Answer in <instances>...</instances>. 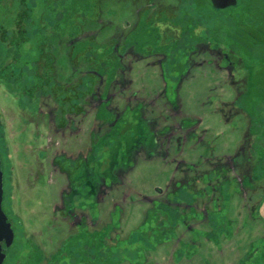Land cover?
<instances>
[{
  "label": "rangeland",
  "instance_id": "rangeland-1",
  "mask_svg": "<svg viewBox=\"0 0 264 264\" xmlns=\"http://www.w3.org/2000/svg\"><path fill=\"white\" fill-rule=\"evenodd\" d=\"M126 46L138 56L118 61ZM126 67L132 82L112 86ZM247 133L256 192L232 168ZM0 158L3 264H264V0H0ZM89 172L118 174L103 202Z\"/></svg>",
  "mask_w": 264,
  "mask_h": 264
},
{
  "label": "flooded vegetation",
  "instance_id": "flooded-vegetation-1",
  "mask_svg": "<svg viewBox=\"0 0 264 264\" xmlns=\"http://www.w3.org/2000/svg\"><path fill=\"white\" fill-rule=\"evenodd\" d=\"M126 50H124V52H123V54H121V55H119V53H118V61L121 59V58H125V57H132V56H135V58H136V56H138V53H136L135 51H134V48L132 47V46H126V48H125ZM218 49V48H217ZM211 52H212V50L211 49H209ZM215 51V50H214ZM213 51V52H214ZM115 52H118V48L117 49H115ZM218 56H219V58H220V61H219V67L221 68L222 67V63H223V60H226L227 62H228V66L225 68V67H222V68H224V69H226L225 71L226 72H228V73H230V72H232V73H238V74H241L242 73V68H241V64L239 63V60L237 59V60H233L232 59V57H231V55L230 54H228V53H225V54H223L221 51L218 53ZM191 58H192V56H191ZM208 62H210V61H208ZM194 64H196L195 63V61H194ZM240 65V66H239ZM128 67V66H127ZM127 67L125 68V71H121L120 73H118L117 75H115V77H114V79L116 78V77H118L117 79H115L114 81V83H113V85L112 86H115L116 84H118V85H120V87H124V82H125V84H129V78L128 77H124L123 75L125 74H127L126 72H127ZM121 68V67H120ZM130 69H131V67H130ZM233 71H235V72H233ZM97 75H99V78L100 79H98L99 81H103V75H101V73L99 72V74H97ZM235 75V74H234ZM237 77V76H236ZM241 78H237L236 80L234 79L232 82H231V84H232V86H234V88H236V90H237V92L239 93V95H243L245 92H246V87L248 86V84H247V77H243L242 75L240 76ZM123 79H125V80H123ZM123 80V81H122ZM118 81V82H117ZM131 81V80H130ZM117 82V83H116ZM132 82V81H131ZM116 83V84H115ZM115 84V85H114ZM105 86L103 85V88H104ZM108 87V86H107ZM100 89H102V88H100ZM102 91L104 92L105 90H103L102 89ZM94 96H95V94H94ZM104 96H101V106H100V108H98L97 109V111L98 112H101L103 109H105V108H107L108 107V110H110V112H112V108H109V106L110 105H106V100L105 99H102ZM111 100V99H110ZM109 101V100H108ZM233 103V102H232ZM232 103H225L226 104V106L227 107H229V106H232L233 104ZM80 105H82V107H84V103H82V104H80ZM131 105V104H130ZM130 105H128V104H125V107L127 106V107H132V106H130ZM116 108V107H115ZM132 108H136L137 110H138V114H139V119L141 120V122H143V123H146V125H148V127H150V137H151V142H152V145L154 146L153 147V151H151V153L152 154H150L151 156L152 155H158V154H160V153H162V151H161V142H159L158 143V137H159V135H158V133L155 131V125L157 124L154 120H152V119H148V118H146L145 117V111H146V109H145V107H144V104L143 103H140V102H138L137 104H136V106L135 107H132ZM65 115H67V117L65 116ZM64 117H66L68 120H69V122H70V124L67 126L66 125V129L68 130L69 128H71V130H74L75 131V129H76V124H74V127H72V125H73V121L71 120V119H73V117H71V115H69L68 113L66 114V113H64ZM99 117V116H98ZM98 120H100L99 118H98ZM66 121V120H65ZM104 121L105 120H102L101 122H99L100 123V126L101 125H107V126H110V124H105L104 123ZM181 126V128L182 129H184V128H187V126H185L186 124H184V123H181L180 124ZM100 126H99V128H100ZM60 127V126H59ZM170 126H168V128H166L165 130H167V131H171L170 130V128H169ZM64 128V127H63ZM172 130H173V128H172ZM167 131H165L164 132V130L160 133V134H165ZM168 133V132H167ZM166 133V134H167ZM192 131H191V129L189 130V135H188V137L187 138H189L191 135H192ZM249 133H247V136H246V140H244L243 141V144H241V146L239 147V150H238V153H237V155H239L240 153L242 154V160H241V162H237V158H235L236 159V161L235 162H232V168L234 167V168H238V169H240V171H241V174L242 175H244V179H247L248 180V187H247V189L250 191V190H254L255 192H256V190H258L259 188H260V185L257 183L256 184V181L254 180L255 178H254V176H253V174H254V170H255V167H253V165L251 164V163H248L247 162V157H246V155H247V150L249 149V147H250V140H251V135H250V137H249ZM182 138L179 136L178 138H177V141L179 142L180 140H181ZM241 151V152H240ZM80 155H82V153H80ZM2 163V162H1ZM209 164H213V163H209ZM2 165V164H1ZM219 165H221V168L224 166L225 167V165L223 164V163H219ZM237 165V166H236ZM188 168L186 169V170H184V174H183V180L184 181H182V186H186V188H188V186L189 185H191L192 186V182H194V181H196V178L198 177V175L196 174L195 176H193V180L194 181H191V176H190V170H195L196 169V165H186ZM228 166L229 167H231L230 166V163L228 164ZM2 167V166H1ZM218 169V170H215L214 171V173L216 174V175H220L219 173L222 171V169ZM225 168H227V167H225ZM116 171H118V169H114L113 170V172L115 173ZM229 171V170H228ZM227 173V172H226ZM88 175H90V176H92V177H90V178H87V183H88V186L89 187H91L92 188V190L94 191V196H95V198H97L98 200H100L101 202H103L104 201V199H105V197H107L108 196V194L111 192L110 190L113 188V184L115 183V182H117L119 179H117V175L118 174H113L114 175V179H113V182H111V185H108L107 183H106V181H107V178L105 177V176H103L102 174H98L97 175V177H95L94 176V174L92 173L91 174V172H89V174ZM4 182V181H3ZM86 183V182H85ZM119 183V182H118ZM116 184V183H115ZM69 193H68V195H69V198H71L72 196H75V194H73L76 190H75V188L72 186V187H70L69 188ZM71 196V197H70ZM2 203H3V199H2ZM2 203H1V205H2ZM65 206H64V209H67L68 208V211H69V216L70 217H72L74 220L76 219V220H78L79 221V219H77V217H79V215L76 213V211H75V206H71L72 208H69L68 207V205L65 203L64 204ZM253 210V209H252ZM254 211H255V209H254ZM253 211V212H254ZM82 220H81V218H80V221L78 222L79 224H82L84 221V219L85 218H88L87 217V214H82ZM84 217V218H83ZM75 220V221H76ZM81 222V223H80Z\"/></svg>",
  "mask_w": 264,
  "mask_h": 264
},
{
  "label": "water",
  "instance_id": "water-1",
  "mask_svg": "<svg viewBox=\"0 0 264 264\" xmlns=\"http://www.w3.org/2000/svg\"><path fill=\"white\" fill-rule=\"evenodd\" d=\"M211 2L214 8L218 10H224L238 4V0H211ZM3 192V172L0 160V264H3L7 259L8 250L14 241V228L1 205Z\"/></svg>",
  "mask_w": 264,
  "mask_h": 264
},
{
  "label": "crops",
  "instance_id": "crops-1",
  "mask_svg": "<svg viewBox=\"0 0 264 264\" xmlns=\"http://www.w3.org/2000/svg\"><path fill=\"white\" fill-rule=\"evenodd\" d=\"M257 191V190H256ZM257 210H258V208H257ZM260 257H261V255H259V257L258 258H256V259H254V260H257V261H259L260 260Z\"/></svg>",
  "mask_w": 264,
  "mask_h": 264
},
{
  "label": "bare ground",
  "instance_id": "bare-ground-1",
  "mask_svg": "<svg viewBox=\"0 0 264 264\" xmlns=\"http://www.w3.org/2000/svg\"><path fill=\"white\" fill-rule=\"evenodd\" d=\"M3 186H4V182H3ZM4 193V192H3Z\"/></svg>",
  "mask_w": 264,
  "mask_h": 264
},
{
  "label": "trees",
  "instance_id": "trees-1",
  "mask_svg": "<svg viewBox=\"0 0 264 264\" xmlns=\"http://www.w3.org/2000/svg\"><path fill=\"white\" fill-rule=\"evenodd\" d=\"M260 255L262 256V253Z\"/></svg>",
  "mask_w": 264,
  "mask_h": 264
}]
</instances>
